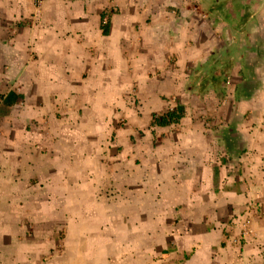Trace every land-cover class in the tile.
<instances>
[{"label": "crops", "instance_id": "1", "mask_svg": "<svg viewBox=\"0 0 264 264\" xmlns=\"http://www.w3.org/2000/svg\"><path fill=\"white\" fill-rule=\"evenodd\" d=\"M153 2L0 0V264H264V8Z\"/></svg>", "mask_w": 264, "mask_h": 264}, {"label": "rangeland", "instance_id": "2", "mask_svg": "<svg viewBox=\"0 0 264 264\" xmlns=\"http://www.w3.org/2000/svg\"><path fill=\"white\" fill-rule=\"evenodd\" d=\"M147 1H153V0H147ZM156 2L151 3L153 8H162L164 10H167L166 13H170L171 19L177 21L178 18L182 19H193V18H199L196 16L197 11L199 10H205L206 8H209L210 6L214 7H221V8H237V9H259L264 8V0H211V2L208 0H155ZM211 3V4H210ZM149 4V2H148ZM150 6V5H149ZM190 11V14H186L187 12L184 11ZM182 13L181 17L176 16L177 14ZM184 14V15H183ZM186 14V15H185ZM164 18H169L167 14H165ZM202 19V18H201ZM199 18V20H201ZM254 19V18H252ZM221 104L214 103L213 107L218 108ZM218 114V112H217ZM217 114L213 115V119H217ZM210 118L211 116H207V114H200V118ZM211 119V118H210ZM209 119V120H210ZM149 199V197H148ZM60 231V230H59ZM58 231V235L59 232ZM59 241H57L55 248L59 249ZM48 257H51V254L47 253L42 256L41 261H44L48 259Z\"/></svg>", "mask_w": 264, "mask_h": 264}, {"label": "trees", "instance_id": "3", "mask_svg": "<svg viewBox=\"0 0 264 264\" xmlns=\"http://www.w3.org/2000/svg\"><path fill=\"white\" fill-rule=\"evenodd\" d=\"M104 32L106 27L103 26ZM184 114V109L181 105L175 106L173 109H166L165 111L158 114V116H153L150 123L151 126H167L176 123Z\"/></svg>", "mask_w": 264, "mask_h": 264}, {"label": "built area", "instance_id": "4", "mask_svg": "<svg viewBox=\"0 0 264 264\" xmlns=\"http://www.w3.org/2000/svg\"><path fill=\"white\" fill-rule=\"evenodd\" d=\"M34 1H36V2H39L40 0H34ZM157 117V116H156ZM204 120H205V122H204V124H206L205 126H208L209 125V121H208V119L207 118H204Z\"/></svg>", "mask_w": 264, "mask_h": 264}]
</instances>
